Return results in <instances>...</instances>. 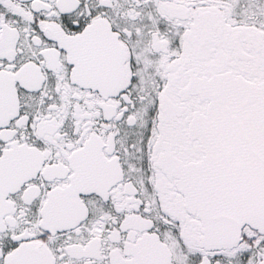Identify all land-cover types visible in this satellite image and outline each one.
Returning <instances> with one entry per match:
<instances>
[{
	"label": "snow or ice",
	"instance_id": "6c2138e0",
	"mask_svg": "<svg viewBox=\"0 0 264 264\" xmlns=\"http://www.w3.org/2000/svg\"><path fill=\"white\" fill-rule=\"evenodd\" d=\"M0 264H264V0H0Z\"/></svg>",
	"mask_w": 264,
	"mask_h": 264
}]
</instances>
